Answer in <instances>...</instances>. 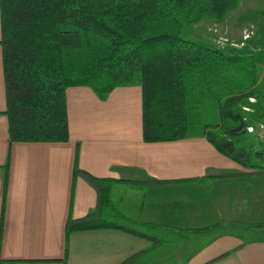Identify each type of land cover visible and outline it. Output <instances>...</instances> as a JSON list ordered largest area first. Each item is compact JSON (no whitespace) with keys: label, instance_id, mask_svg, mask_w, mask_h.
I'll return each instance as SVG.
<instances>
[{"label":"crops","instance_id":"1","mask_svg":"<svg viewBox=\"0 0 264 264\" xmlns=\"http://www.w3.org/2000/svg\"><path fill=\"white\" fill-rule=\"evenodd\" d=\"M242 5L222 26L231 34L237 28L242 53L256 55L257 87L264 89V15L247 16ZM245 28L252 34L244 40ZM65 100L68 139L10 141L0 45V264H264L263 168L223 154L202 132L145 141L138 82L116 85L103 98L71 85ZM247 117L248 124L263 121L264 107ZM83 171L109 178L108 204H99ZM128 185L138 191L131 203ZM90 214L120 226L71 231L65 256L67 218ZM144 222L211 226L178 233Z\"/></svg>","mask_w":264,"mask_h":264},{"label":"trees","instance_id":"2","mask_svg":"<svg viewBox=\"0 0 264 264\" xmlns=\"http://www.w3.org/2000/svg\"><path fill=\"white\" fill-rule=\"evenodd\" d=\"M239 2L0 0L3 112L8 118L9 140H66V87L87 85L103 98L116 85L136 80L141 87L145 141L193 133L189 129L190 108L202 98H210L219 120L204 123L200 132L242 165L260 166L253 158L263 159L264 148L244 143L243 134L250 131L246 128L247 113L241 109L250 96L256 98L255 110L264 107V89L257 87L256 55L224 52L182 35L185 25L204 18L223 21ZM83 173L96 187L99 204H108L109 178ZM100 226L120 225L91 214L77 219L69 216L64 228L65 256L71 231ZM144 226L190 233L205 231L211 225L179 228L144 222ZM129 231L150 236L141 230Z\"/></svg>","mask_w":264,"mask_h":264},{"label":"rangeland","instance_id":"3","mask_svg":"<svg viewBox=\"0 0 264 264\" xmlns=\"http://www.w3.org/2000/svg\"><path fill=\"white\" fill-rule=\"evenodd\" d=\"M242 2H243V5H242L243 9L245 10V13H246L245 15L247 16L249 15L250 17L253 16L257 18L264 15V0H242ZM238 6L223 21H227L231 25L232 18L234 14L236 13L235 11L238 10ZM223 21L214 22L212 20L204 18L196 23L185 25L182 29V35L189 39L203 41L207 43L208 45L212 47H216L224 52L242 53L243 49L239 47L241 40L233 38V36H235L239 30H237L236 28V33L234 31L233 34H231V32L233 31L231 30V26L229 29L223 28L222 26ZM228 31L230 32V34H228ZM245 31L249 32L251 36L252 31H250V28H245L243 30V33ZM244 38L245 37H243V39ZM134 82H137V81L134 80ZM252 103H256V100L251 101L248 98V101L241 105V109L247 113V116L249 113L254 112L255 110V108L253 107L254 104ZM189 118H190L189 129L193 133H199L200 131H202V127L204 123L211 122L215 124L219 120V116H218L217 107L214 105V101L210 98L208 99L202 98L200 102L194 103L192 107L190 108ZM247 120H249L248 117H247ZM214 128L217 129V127H214ZM243 135H246L244 139V143L246 145L252 144L253 148H261V147L264 148V146H258L259 143L257 141L259 140V137L255 138L253 137V134L251 133L249 134L245 133ZM253 160L254 162L260 164L259 166L260 168L264 169V158L261 159L258 157H254ZM136 188H137L136 185H128L127 188L124 190L125 197L128 203H131L132 197H134L136 192H138L136 191L137 190ZM115 221L120 222L125 225H129V226H134V227L137 226L134 223H132L130 220L126 221V220L115 218ZM158 264H169V263L159 262Z\"/></svg>","mask_w":264,"mask_h":264},{"label":"built area","instance_id":"4","mask_svg":"<svg viewBox=\"0 0 264 264\" xmlns=\"http://www.w3.org/2000/svg\"><path fill=\"white\" fill-rule=\"evenodd\" d=\"M249 36H250L249 32L245 31L243 33V37L247 38ZM249 99L251 101H255L256 98L254 96H250ZM246 128L248 131L255 132L256 134L264 138V121H258L256 125L247 124Z\"/></svg>","mask_w":264,"mask_h":264}]
</instances>
